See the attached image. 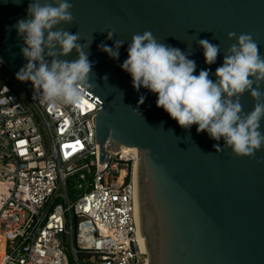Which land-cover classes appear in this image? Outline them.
Masks as SVG:
<instances>
[{"label": "water", "instance_id": "obj_1", "mask_svg": "<svg viewBox=\"0 0 264 264\" xmlns=\"http://www.w3.org/2000/svg\"><path fill=\"white\" fill-rule=\"evenodd\" d=\"M71 2L74 21L61 27L78 32L82 44L91 43L85 50L95 62V75L88 95L101 104L95 118L99 162L109 155L106 146L138 150L135 176L148 264H264V148L252 156H237L223 140L197 133V125L180 127L157 107V95L143 87L137 92L119 66L128 57L132 37L150 31L158 42L192 50L194 74L210 68L215 80L226 50L236 43L229 33L251 34L264 56V0ZM29 3L0 0V60L15 76L26 61L23 40L13 26L27 18ZM108 31L115 33L112 40ZM200 39L220 46L215 64L205 63ZM116 40L124 42L119 60L98 48L102 43L112 47ZM75 58V51L67 57ZM22 84L34 94L31 82ZM141 95L146 96L142 105ZM240 102L245 113L253 110L249 93ZM216 144L223 150L216 151Z\"/></svg>", "mask_w": 264, "mask_h": 264}, {"label": "built area", "instance_id": "obj_2", "mask_svg": "<svg viewBox=\"0 0 264 264\" xmlns=\"http://www.w3.org/2000/svg\"><path fill=\"white\" fill-rule=\"evenodd\" d=\"M100 109L42 105L0 60V264H148L138 151L99 162Z\"/></svg>", "mask_w": 264, "mask_h": 264}, {"label": "clouds", "instance_id": "obj_3", "mask_svg": "<svg viewBox=\"0 0 264 264\" xmlns=\"http://www.w3.org/2000/svg\"><path fill=\"white\" fill-rule=\"evenodd\" d=\"M13 2L19 4L21 0ZM73 7L71 0H30L27 18L13 26L23 40L21 53L26 61L16 79L31 82L33 99L53 108H76L86 103L88 92L94 90L90 78L95 75V62L89 60L85 50L91 43L82 44L78 32L73 34L61 27L73 23ZM107 33V39L112 40L115 33ZM228 38L236 43L226 50L222 65L216 68L215 80L210 78V68L194 74L197 65L189 58L192 50L182 51L158 42L150 31L132 37L128 57L119 66L131 76L137 92L143 87L156 94L157 107L163 108L180 127L190 130L197 125V133L206 132L215 141L223 140L235 155L252 156L264 148V56L251 34L237 36L232 32ZM197 43L203 49L205 63L215 64L220 46L206 39ZM123 44L116 40L112 47L102 43L98 48L119 60ZM73 51L76 58L67 59ZM102 79L107 82L108 76ZM245 93L255 101L253 110L247 113L240 102ZM145 99L141 95L139 104ZM214 147L216 151L223 150L220 144Z\"/></svg>", "mask_w": 264, "mask_h": 264}, {"label": "bare ground", "instance_id": "obj_4", "mask_svg": "<svg viewBox=\"0 0 264 264\" xmlns=\"http://www.w3.org/2000/svg\"><path fill=\"white\" fill-rule=\"evenodd\" d=\"M124 154H129L130 152L132 151H135L137 152V148H133V147H128V146H121V149H120ZM135 175H136V172H135ZM135 179H136V176H135ZM137 215H138V218H139V200L137 198ZM142 240V239H141Z\"/></svg>", "mask_w": 264, "mask_h": 264}, {"label": "trees", "instance_id": "obj_5", "mask_svg": "<svg viewBox=\"0 0 264 264\" xmlns=\"http://www.w3.org/2000/svg\"><path fill=\"white\" fill-rule=\"evenodd\" d=\"M90 180V179H89ZM70 186V189L74 192V177H71L68 179V187Z\"/></svg>", "mask_w": 264, "mask_h": 264}, {"label": "rangeland", "instance_id": "obj_6", "mask_svg": "<svg viewBox=\"0 0 264 264\" xmlns=\"http://www.w3.org/2000/svg\"><path fill=\"white\" fill-rule=\"evenodd\" d=\"M62 190H63V188H62ZM59 201H61V202H62V199H60ZM66 241H67V245H69L68 238L66 239ZM67 252H68V254H71V249H70V248H68V249H67ZM70 261H71V263H73V259H72V257H71V256H70Z\"/></svg>", "mask_w": 264, "mask_h": 264}]
</instances>
